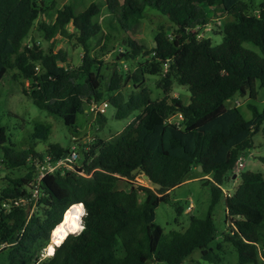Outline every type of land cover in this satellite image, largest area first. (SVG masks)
<instances>
[{"label":"trees","instance_id":"16d2710c","mask_svg":"<svg viewBox=\"0 0 264 264\" xmlns=\"http://www.w3.org/2000/svg\"><path fill=\"white\" fill-rule=\"evenodd\" d=\"M56 4L0 0V86L11 73L23 95L60 117L70 131L93 102L114 107L115 119L135 116L109 139L84 140L79 167L44 177L36 199L31 194L38 164L45 155L57 158L70 149L48 143L38 152L37 143L49 137V127L39 122L27 137V148L6 145V128L0 124V165L11 172L26 170L5 177L7 184L0 187V264H185L196 251L201 261L221 264L223 244L235 251L237 264H264V173H235L253 135L264 133V107L255 105L258 89L264 90V0L258 6L253 0H105L80 11L73 3ZM216 6L227 19L218 27L222 41L213 45L199 32L210 23L205 7ZM147 9L173 29L169 35L159 23L149 46L132 35L141 29ZM58 36L81 48L77 63L69 64L62 50L42 46H52ZM113 53L111 62L129 66L106 79V57ZM147 76L158 78L161 98L151 99L144 86ZM129 83L127 96L122 89ZM174 84L187 87L188 104L173 97ZM235 96L246 99L249 119L238 106H227ZM259 160L264 164V157ZM198 167L200 181L211 191L207 215L190 216L185 230L165 234L155 223V210ZM234 174L239 183L224 200V185ZM143 176L153 188L134 185ZM221 200L227 228L213 246L211 212ZM74 204L83 206L82 229L40 258ZM242 207L261 221L241 219ZM175 210L179 216L182 208L177 204Z\"/></svg>","mask_w":264,"mask_h":264},{"label":"rangeland","instance_id":"374dc122","mask_svg":"<svg viewBox=\"0 0 264 264\" xmlns=\"http://www.w3.org/2000/svg\"><path fill=\"white\" fill-rule=\"evenodd\" d=\"M44 6L50 5L53 0H37ZM105 0H56V7L60 8L64 4L73 3L78 11L88 6L90 3L95 2L98 4H104ZM262 0H253V4L258 6ZM207 15L210 19V23L207 27L200 30V36L203 38H209L213 45L219 44L222 41V34L218 27L227 19L226 14L220 6L213 8H206ZM159 23L166 26L169 35L172 34L173 29L171 24L162 17L158 12L152 9L146 10L141 29L132 34L137 40L145 43L149 46L152 41V30L157 27ZM46 49L52 51L62 50L67 54V60L69 64L77 63L81 58V48L74 42L67 38H61L58 36L52 46L50 43L43 44ZM10 51V47L7 48ZM114 57V53L106 57V67L103 69V73L108 79L114 70L124 73L128 68V63L121 60L119 63L111 62ZM157 77L147 76L144 86H147L151 90V99L156 100L163 96L162 91L157 87ZM132 91L131 83L127 84L122 92L128 96ZM172 95L175 98L181 100L183 104L189 103V94L187 87L179 84L173 85ZM107 95L104 100L108 101ZM228 107L238 106L241 113L246 119L251 117V112L246 107V99L235 96L232 101H228ZM258 109L261 110L264 107V90L258 89V98L255 103ZM85 110L77 115L76 118V130L70 131L65 126L63 120L55 114L37 108L30 98L26 97L20 92V88H17V84L11 80V73L6 75L4 84L0 86V124L6 128L7 143H14L18 148H27L30 143L27 137L32 133L33 127L36 123H42L49 127V137L44 143L38 142L36 149L38 152H42L46 149L48 143L58 144L62 148L72 149L75 148L80 152L86 150L87 147H83L84 140L91 142L94 138L99 137L102 139H109L115 134L119 133L124 127L134 118V114L124 119H115V109L112 106L106 108L103 114H95L88 110V105L85 106ZM101 116L105 118L103 121ZM171 121H176V117H172ZM253 145L247 151L241 154L237 164L235 173L240 170L258 171L264 173V164L259 160V157H264V133L261 130L252 137ZM1 158V151H0ZM80 161V160H79ZM25 169L18 171H9L0 165V187H4L7 184L5 177L13 178L15 176L24 174ZM203 178H209L210 176H204ZM200 171L193 170L189 177L179 186L169 193V200L167 203H160L155 210V223L158 224L163 232L166 234L170 231L185 230L189 223L190 216L197 218H204L207 215L208 207L211 199V191L208 186L204 185L200 181ZM239 183V180L234 174L232 180L224 185L223 197L224 200H229L230 195L234 187ZM134 185H141L145 187L153 188V186L144 178L139 177L134 182ZM120 188H125V183H119ZM144 198L143 192H138V200L141 202ZM221 200L212 210L211 217L214 221L216 228V241L213 246L219 241L221 242V232L224 228L225 218V202ZM24 204H28L25 201ZM179 204L182 208L181 214L178 216L175 210V205ZM240 218L250 222L261 221L256 213L247 208H240ZM50 242V240H49ZM224 261L221 264H237L236 253L228 245L223 244ZM40 258H45L48 255L46 247L41 250L38 255ZM209 264L203 262L199 258V253L196 251L192 255V260L187 261L185 264ZM148 264H164L149 262Z\"/></svg>","mask_w":264,"mask_h":264},{"label":"built area","instance_id":"2783aa9c","mask_svg":"<svg viewBox=\"0 0 264 264\" xmlns=\"http://www.w3.org/2000/svg\"><path fill=\"white\" fill-rule=\"evenodd\" d=\"M108 107L109 104L107 102H93L88 104V110L90 112H94L95 114H103ZM78 160L79 152L75 148L70 149L68 152L57 158H53L50 155H45L37 166V173L35 177L36 185L32 190V198L36 199L38 193V184L44 177L56 172L64 173L67 171H75L76 168L79 167ZM238 165L240 166L241 164L238 163ZM79 174L84 175L82 172H79Z\"/></svg>","mask_w":264,"mask_h":264},{"label":"bare ground","instance_id":"6f19581e","mask_svg":"<svg viewBox=\"0 0 264 264\" xmlns=\"http://www.w3.org/2000/svg\"><path fill=\"white\" fill-rule=\"evenodd\" d=\"M82 214V204H74L65 211L61 222L51 232L50 242L46 247L49 256L53 253L55 245H60L69 234L77 233L82 229Z\"/></svg>","mask_w":264,"mask_h":264},{"label":"water","instance_id":"95a60500","mask_svg":"<svg viewBox=\"0 0 264 264\" xmlns=\"http://www.w3.org/2000/svg\"><path fill=\"white\" fill-rule=\"evenodd\" d=\"M153 46H155V43H153ZM198 170L199 171H201V167H198ZM145 179L147 178L146 176H143ZM82 226V225H81ZM50 237H51V235H50ZM55 246H58V245H55ZM54 251V247H53V250H52V252Z\"/></svg>","mask_w":264,"mask_h":264}]
</instances>
